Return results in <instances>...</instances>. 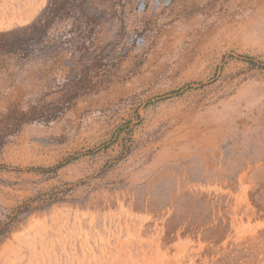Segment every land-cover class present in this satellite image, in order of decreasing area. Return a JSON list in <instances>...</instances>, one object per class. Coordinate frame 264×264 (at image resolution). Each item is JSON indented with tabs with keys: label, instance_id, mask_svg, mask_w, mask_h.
Segmentation results:
<instances>
[{
	"label": "rangeland",
	"instance_id": "obj_1",
	"mask_svg": "<svg viewBox=\"0 0 264 264\" xmlns=\"http://www.w3.org/2000/svg\"><path fill=\"white\" fill-rule=\"evenodd\" d=\"M0 264H264V0H0Z\"/></svg>",
	"mask_w": 264,
	"mask_h": 264
},
{
	"label": "trees",
	"instance_id": "obj_2",
	"mask_svg": "<svg viewBox=\"0 0 264 264\" xmlns=\"http://www.w3.org/2000/svg\"><path fill=\"white\" fill-rule=\"evenodd\" d=\"M42 170H45V169H42Z\"/></svg>",
	"mask_w": 264,
	"mask_h": 264
}]
</instances>
